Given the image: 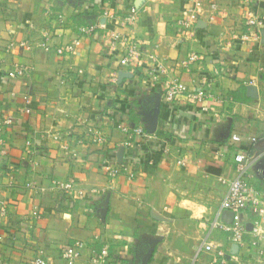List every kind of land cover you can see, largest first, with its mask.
<instances>
[{
	"label": "crops",
	"instance_id": "obj_1",
	"mask_svg": "<svg viewBox=\"0 0 264 264\" xmlns=\"http://www.w3.org/2000/svg\"><path fill=\"white\" fill-rule=\"evenodd\" d=\"M202 1L198 29L180 36L176 21L190 0H0V119L13 118L0 155V195L10 210L0 230V264H29L41 251L52 264H68L62 252L75 240L88 245L75 264H91L103 247L111 264H264V213L246 209L251 234L243 244L213 227L227 222L222 202L238 153L246 155L250 181L264 196V41L241 39L245 0ZM109 4L121 16L138 10L134 26L119 19L112 27L139 44V68L123 65L125 44H111L101 31L84 37L76 54L56 52ZM252 7L264 15V0ZM193 51L202 59L189 63ZM151 56L168 70L156 84L147 72ZM16 62L33 71L10 78ZM174 76L215 99L167 101L165 80ZM25 96L31 113L24 111ZM88 121L104 124L106 145L76 142ZM120 121L157 133L170 151L143 143L142 150L155 149V164H142L133 180L111 181L103 161L123 154ZM29 138L41 150L36 166L26 158ZM54 179L101 193L69 195ZM254 226L258 246L248 242Z\"/></svg>",
	"mask_w": 264,
	"mask_h": 264
},
{
	"label": "built area",
	"instance_id": "obj_2",
	"mask_svg": "<svg viewBox=\"0 0 264 264\" xmlns=\"http://www.w3.org/2000/svg\"><path fill=\"white\" fill-rule=\"evenodd\" d=\"M110 2V1H108ZM247 8L245 11V32L242 34L241 39L243 42L248 40L264 41V15L260 14L252 7L253 0H245ZM203 9L202 0H190V5L187 7L185 15L176 21V33L180 36L191 34L195 29H198V22L201 19V12ZM62 19V17L60 16ZM119 19L123 20V24L131 27L138 21V10L136 7H131L129 12L125 16L118 14L112 6L105 5L101 8V15L99 20L82 25L79 27L80 37L70 42L61 44L56 49V52L60 56L73 55L78 52V49L83 44L84 37H91L98 32L103 34L109 39L111 44L123 43L125 44L126 52L122 55L121 62L125 66L132 68H139L142 62V50L139 44L127 38L124 34L119 32L115 27H112V22H118ZM63 22V19L61 20ZM13 43H11V46ZM22 46H28L27 43L22 42ZM46 48L49 46L45 45ZM152 63L148 67V77L151 83L156 84L162 82V79L167 76L168 70L166 66L157 59L155 56H151ZM202 59V55L195 51L190 52L188 55L189 63H196ZM1 60V56H0ZM33 71V67L27 64L16 62L12 65L8 71L10 78H21L28 76ZM164 87L165 98L167 101H174L181 95L186 96L192 103L200 104L210 99H215L213 94L207 91L205 88L192 89L187 83L182 81L179 77H170L165 80ZM26 106L24 111L31 113L29 104L31 99L29 96H25ZM13 123V118L3 117L0 119V155L6 154L7 137L6 128ZM118 129L125 134V139L121 142L123 154L115 158L107 157L103 161V170L109 178L114 181L119 177H125L129 180H133L142 164L147 166H153L156 160L155 149L144 148L142 150V144L147 143H160L162 152L168 153L170 151V145L167 139H162L157 133L146 130L143 126H131L122 121L117 123ZM53 136L57 139H61L62 136L55 133ZM109 138L104 130V124H97L93 121H88L84 125L83 134L76 140L77 143L84 144L86 142L92 144L106 145ZM164 144V145H163ZM37 148L36 142L29 138L25 142V153L28 161L36 166L40 152ZM236 162V176L229 182V187L225 198L223 199L222 206L225 210L232 211L234 213L231 222L219 223L215 221L213 227H223L231 234V239L238 243L243 244L245 242L246 234H251L247 224V211L246 209L257 210L259 214L264 213V196H262L255 186L250 181L247 174L246 155L244 153H238L235 156ZM9 183L12 185L15 183L14 172L9 171L7 173ZM55 187L64 190L69 195L78 196L81 198H94L101 193V189L95 187L90 190H86L75 185L74 180L61 181L53 180ZM26 187L33 186L32 182H26ZM10 213L8 203L4 197L0 195V230L5 218ZM34 216H39V212L36 210L33 212ZM257 224V222H256ZM253 231L256 235H251L252 238L248 240L250 246H258V231L254 226ZM88 247L87 243L83 240H75L72 244L63 249L62 257L68 264H75L76 261L82 257L83 251ZM203 247L206 250L213 248L212 244L208 242L203 243ZM263 253V250H261ZM108 247H103L100 252L95 253L91 258V264H111L108 261ZM221 256H224L220 252ZM29 264H52L48 257L41 251L38 253Z\"/></svg>",
	"mask_w": 264,
	"mask_h": 264
},
{
	"label": "water",
	"instance_id": "obj_3",
	"mask_svg": "<svg viewBox=\"0 0 264 264\" xmlns=\"http://www.w3.org/2000/svg\"><path fill=\"white\" fill-rule=\"evenodd\" d=\"M234 213L232 211H228V215H227V222H231L233 219Z\"/></svg>",
	"mask_w": 264,
	"mask_h": 264
}]
</instances>
